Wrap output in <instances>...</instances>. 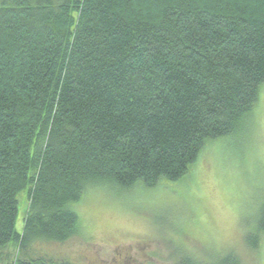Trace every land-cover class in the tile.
<instances>
[{
	"label": "trees",
	"instance_id": "16d2710c",
	"mask_svg": "<svg viewBox=\"0 0 264 264\" xmlns=\"http://www.w3.org/2000/svg\"><path fill=\"white\" fill-rule=\"evenodd\" d=\"M263 84L264 0H0V263L73 264L31 245L78 234L90 187L184 179Z\"/></svg>",
	"mask_w": 264,
	"mask_h": 264
},
{
	"label": "rangeland",
	"instance_id": "374dc122",
	"mask_svg": "<svg viewBox=\"0 0 264 264\" xmlns=\"http://www.w3.org/2000/svg\"><path fill=\"white\" fill-rule=\"evenodd\" d=\"M250 120L206 143L180 181L132 191L90 187L73 203L79 233L34 242L30 254L73 264H178L185 254L212 264L235 254L241 264H264V237L257 248L248 242L264 208V84ZM20 194L18 231L28 204Z\"/></svg>",
	"mask_w": 264,
	"mask_h": 264
}]
</instances>
